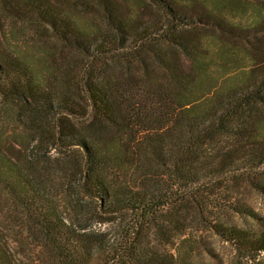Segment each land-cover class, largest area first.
Returning a JSON list of instances; mask_svg holds the SVG:
<instances>
[{
  "label": "trees",
  "instance_id": "1",
  "mask_svg": "<svg viewBox=\"0 0 264 264\" xmlns=\"http://www.w3.org/2000/svg\"><path fill=\"white\" fill-rule=\"evenodd\" d=\"M115 2L0 0L31 9L79 53L57 72L14 49L0 54L3 113H24L20 133H0V264H19L14 252L36 253L31 264H94L105 251L127 264L147 227L203 213L198 198H221L222 182L264 192L254 177L264 165V9L139 0L159 14L127 13ZM117 219L115 249L91 226ZM213 227L241 250L264 251V233Z\"/></svg>",
  "mask_w": 264,
  "mask_h": 264
},
{
  "label": "rangeland",
  "instance_id": "2",
  "mask_svg": "<svg viewBox=\"0 0 264 264\" xmlns=\"http://www.w3.org/2000/svg\"><path fill=\"white\" fill-rule=\"evenodd\" d=\"M56 1L52 0L53 3ZM138 1L116 0L115 5L119 12L159 14L153 8H137ZM189 1L179 0L180 3L185 4ZM242 1L248 3L250 7L264 9V0ZM61 9L71 11L74 16L78 15L80 18L79 9ZM28 10L25 11V6L0 5V54L12 55L11 52L14 49L17 53L29 57L33 66L43 69L54 68L56 72L59 66L67 65L70 59H77L76 55L79 54L77 48L56 38V31L48 27V21L40 18L31 9ZM90 11L93 12V10ZM233 13L232 18L250 19L252 15L250 10L245 14ZM241 22L243 24L246 21L241 20ZM258 36L264 38V28ZM34 47L40 53L34 56L29 55L28 52H31ZM62 69L65 67L63 66ZM57 76L58 78L52 79L50 84L55 87L54 89L59 90L63 84L60 80H64V76L63 73ZM8 101L10 102L9 99ZM9 102L0 96V133L5 136L9 135L10 138L14 133H20L24 113L15 108L16 113L11 118L6 117L3 112L8 109ZM34 143L35 141H32L30 146ZM49 153L56 155L54 149H50ZM254 177L258 179V183L264 185V165L256 175L254 174ZM222 181L216 180V183ZM230 182H222L221 186L227 187V190L224 189L225 192L220 194L221 198H215L208 193L200 195L198 198L200 204L202 205L205 201L208 206L203 213L199 212L197 207H192L187 213L173 212L175 214L172 219L162 218L158 225L147 227L141 236L139 242L141 247L137 249V255H133L132 258L128 257L126 260L129 263L127 264H179L180 261L176 259L179 255L187 264H264V251L241 250L214 230V224H221L234 227L247 234L264 233V192L254 189L252 185L233 187ZM122 226L123 224L117 219L113 223L93 222L91 228L95 232L103 233V238L107 243L113 244L115 249H118ZM14 255L19 264H31L32 261L36 263L38 260L36 253L29 256L22 252H14ZM28 257L33 258L31 262L26 259ZM99 258L100 260L98 259L94 264H116L111 258V253L106 251L100 252Z\"/></svg>",
  "mask_w": 264,
  "mask_h": 264
}]
</instances>
